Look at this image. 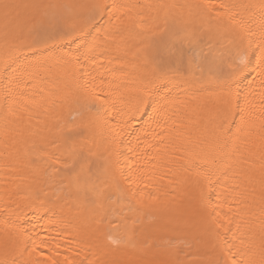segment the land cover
<instances>
[{
    "label": "bare ground",
    "instance_id": "obj_1",
    "mask_svg": "<svg viewBox=\"0 0 264 264\" xmlns=\"http://www.w3.org/2000/svg\"><path fill=\"white\" fill-rule=\"evenodd\" d=\"M262 23L264 0H0V264H264Z\"/></svg>",
    "mask_w": 264,
    "mask_h": 264
},
{
    "label": "snow or ice",
    "instance_id": "obj_2",
    "mask_svg": "<svg viewBox=\"0 0 264 264\" xmlns=\"http://www.w3.org/2000/svg\"><path fill=\"white\" fill-rule=\"evenodd\" d=\"M221 7L229 8L231 6L221 5ZM233 19L234 22L237 23V25L240 27L241 31L247 33V28L245 27V25L239 21H235V18ZM261 33L262 35H264V23H262L261 25ZM251 43L252 42L249 43V47L251 46ZM259 52L261 57V62L259 66L261 67L262 73H264V43L260 44ZM246 61H247V51L243 52L240 55L237 64V72L235 74H239L244 70L243 66L245 65ZM15 63L16 61H12L11 63H8L6 61L7 66L10 68ZM161 79L162 78L159 77H146L144 80L140 82V88H139L140 95L137 97L136 112H139L140 109L144 108L145 106L150 107L151 105L156 103L155 97L158 95L157 86L161 82ZM225 114L227 115V112ZM37 264H39V262H37ZM232 264H237V262L233 261Z\"/></svg>",
    "mask_w": 264,
    "mask_h": 264
}]
</instances>
